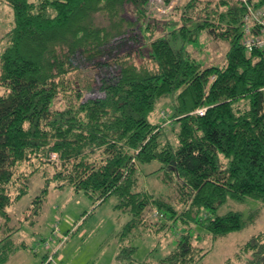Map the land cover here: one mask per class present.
Listing matches in <instances>:
<instances>
[{
	"label": "trees",
	"instance_id": "trees-1",
	"mask_svg": "<svg viewBox=\"0 0 264 264\" xmlns=\"http://www.w3.org/2000/svg\"><path fill=\"white\" fill-rule=\"evenodd\" d=\"M3 6L1 217L8 220L6 208L27 190L11 196L14 169L34 159L33 175L45 158L55 167L47 184L99 202L113 196V208L129 216L117 233L124 264H135L134 240L172 227H181L172 249L156 256L154 248L139 264H204L202 236L216 239L258 218L254 207L218 211L230 201L264 205V47L247 52L241 43L243 16L264 0H0ZM202 32L227 43L223 64L204 65L192 53ZM105 55L117 72L102 80L101 95L55 108L79 58L107 65ZM162 100L166 116L157 110L151 120ZM152 161L160 165L149 174L163 173L179 205L141 186L140 166ZM45 192L33 199L35 214ZM13 232L0 238V264L24 246ZM232 258L264 264V230L225 264Z\"/></svg>",
	"mask_w": 264,
	"mask_h": 264
},
{
	"label": "rangeland",
	"instance_id": "rangeland-1",
	"mask_svg": "<svg viewBox=\"0 0 264 264\" xmlns=\"http://www.w3.org/2000/svg\"><path fill=\"white\" fill-rule=\"evenodd\" d=\"M178 0H174V4ZM160 12H166L159 8ZM8 19L6 6L0 7V26ZM2 45H0L1 47ZM227 43L216 39L213 35L202 32L198 41L192 43L190 48L192 53L208 64H223ZM111 56L105 55L103 62L96 64L83 57L77 68L67 75L66 87H69L65 94H61L54 101L55 108H63L69 104H75L87 97L100 96V84L103 79L110 78L117 72V68ZM135 62L139 60L134 58ZM4 92L0 86V92ZM72 93V96L69 94ZM77 93L81 97L78 98ZM71 98V99H70ZM169 102V101H168ZM168 102L162 100L157 105L156 111L150 115L151 120H156L158 111L162 112L168 107ZM158 110V111H157ZM51 154V153H50ZM48 158V157H47ZM50 160H52L49 157ZM58 158L56 163L58 162ZM34 159L26 161L14 169V186L10 191L11 196L17 194L16 187H26V192L18 201L6 208L8 220L0 216V238L7 232H13L14 242L24 244L23 248L18 249L12 254L4 264H41L44 255L52 254L57 251V257L54 258V264H124L116 259L118 251L117 233L129 216L113 208L115 198L109 197L105 201L99 202L86 195L83 191H73L69 186L54 187L51 180L47 179L54 172L53 162H47L44 158L42 162L45 165L39 167L37 171L31 172L37 163H32ZM49 164H46V163ZM59 165V162L56 164ZM160 165L157 161L143 164L140 166L142 187L154 195L164 196L167 200L176 203L177 194L168 188V183H164L160 177L163 173H152ZM37 167V166H36ZM45 168V170H43ZM149 174V175H148ZM160 176V177H159ZM46 189L45 195L39 204L38 213H34L33 199L39 195L43 189ZM249 207L258 208L259 216L250 225L241 230L232 231L224 236L212 239L202 236L197 244L208 249V253L203 259L204 264H225V260L236 252L237 248L248 240L258 231L264 230V205L260 202L235 203L230 201L220 207V213L228 209H239L247 213ZM152 211L146 217L153 220ZM172 227L164 233L143 235L133 244L137 247L133 258L135 264L143 261L148 252L156 248V256L167 253L175 244V240L181 227ZM200 233V231H197ZM201 234V233H200ZM59 236H67V240L61 243ZM63 256V260L59 256ZM231 264H246L244 261H237L232 258Z\"/></svg>",
	"mask_w": 264,
	"mask_h": 264
},
{
	"label": "built area",
	"instance_id": "built-area-1",
	"mask_svg": "<svg viewBox=\"0 0 264 264\" xmlns=\"http://www.w3.org/2000/svg\"><path fill=\"white\" fill-rule=\"evenodd\" d=\"M243 37L241 40L242 45L247 52H250L254 48L264 47V8H260L256 11L248 12L243 16ZM264 89V88H263ZM202 113L203 110H199ZM163 117L166 116L164 112L161 113ZM52 160H56L58 155L55 153L50 154ZM61 243L66 240V236H59ZM57 251L46 256L41 264H54V258L57 257ZM61 259V258H59Z\"/></svg>",
	"mask_w": 264,
	"mask_h": 264
},
{
	"label": "crops",
	"instance_id": "crops-1",
	"mask_svg": "<svg viewBox=\"0 0 264 264\" xmlns=\"http://www.w3.org/2000/svg\"><path fill=\"white\" fill-rule=\"evenodd\" d=\"M61 257H62V259H61V260H63V256H62V255H60V256H59V258H61Z\"/></svg>",
	"mask_w": 264,
	"mask_h": 264
}]
</instances>
